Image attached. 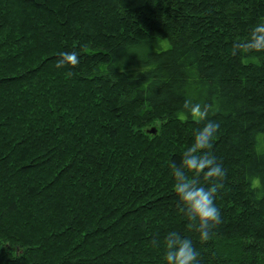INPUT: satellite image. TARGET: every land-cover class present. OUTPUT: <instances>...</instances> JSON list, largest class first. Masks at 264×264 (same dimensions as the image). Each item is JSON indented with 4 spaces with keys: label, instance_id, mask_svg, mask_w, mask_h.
Instances as JSON below:
<instances>
[{
    "label": "trees",
    "instance_id": "obj_1",
    "mask_svg": "<svg viewBox=\"0 0 264 264\" xmlns=\"http://www.w3.org/2000/svg\"><path fill=\"white\" fill-rule=\"evenodd\" d=\"M261 22L264 0H0V264H165L169 232L198 264H264V52L232 55ZM209 120L201 242L169 165Z\"/></svg>",
    "mask_w": 264,
    "mask_h": 264
},
{
    "label": "clouds",
    "instance_id": "obj_2",
    "mask_svg": "<svg viewBox=\"0 0 264 264\" xmlns=\"http://www.w3.org/2000/svg\"><path fill=\"white\" fill-rule=\"evenodd\" d=\"M237 50L243 53L264 52V22L257 25L250 37L233 45L232 55ZM56 61L57 68L65 66L76 67L79 64L78 54L73 52L59 53ZM71 75V73H69ZM183 108L187 109L193 120H207L210 106L192 105L186 100ZM219 125L209 120L196 133L194 141L184 151L179 165L172 162L169 167L174 178V192L182 205L181 211L188 220V228L195 229L201 242L207 241L213 235V229L220 222V210L215 204L217 193L224 187L223 180L226 170L211 154L212 141ZM208 183V187L200 183V177ZM154 246H159L156 240ZM165 264H198L199 253L193 246L192 240L181 237L177 232H169L164 240Z\"/></svg>",
    "mask_w": 264,
    "mask_h": 264
},
{
    "label": "rangeland",
    "instance_id": "obj_3",
    "mask_svg": "<svg viewBox=\"0 0 264 264\" xmlns=\"http://www.w3.org/2000/svg\"><path fill=\"white\" fill-rule=\"evenodd\" d=\"M161 47L163 49H166V48L170 47V43L167 40L161 41Z\"/></svg>",
    "mask_w": 264,
    "mask_h": 264
}]
</instances>
